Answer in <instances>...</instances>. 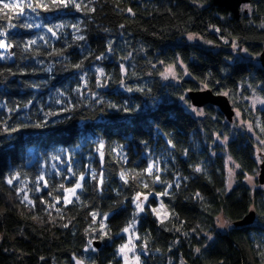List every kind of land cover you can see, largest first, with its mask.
Wrapping results in <instances>:
<instances>
[{
    "label": "trees",
    "instance_id": "16d2710c",
    "mask_svg": "<svg viewBox=\"0 0 264 264\" xmlns=\"http://www.w3.org/2000/svg\"><path fill=\"white\" fill-rule=\"evenodd\" d=\"M85 3L95 11L38 9L37 15L28 10L21 19L32 27H20V21L13 20L18 26L3 37L12 47L6 56L0 49L5 57L0 60V102L7 106L0 109V264H75V259L85 264H122L116 252L125 239L116 233L131 221L132 198L138 192L164 188L160 183L153 185L146 173L139 175L154 160L168 169L159 175L173 184L169 191L174 195L162 199L175 215L165 228L155 216L142 214L138 234L147 242L142 264H181L182 259L184 264H264L260 255L264 251V188H252L245 179L260 171L252 135L235 129L216 105L202 106L206 115L199 117L179 99L205 80L214 92L234 93L228 98L243 120L255 122L259 115L264 123V112L253 111L243 99L252 94L247 84L264 97V67L259 59L264 48V28L259 26L264 23V0H250L247 4L253 11H241L239 18L213 0ZM61 24L64 27L57 29V36L47 31ZM0 25L6 26V21L0 20ZM71 25H79L80 32ZM213 26L222 31L216 32ZM191 34L202 37L204 44L186 41ZM77 35L86 39L79 41ZM33 39L37 44L26 50V42ZM233 43L238 47L233 49ZM243 49L251 58L235 53ZM100 56L104 58L97 59ZM178 59L192 75H183L178 66L179 81H165L160 73ZM122 67L128 69L126 75ZM244 81L243 90H238ZM101 83L105 86L99 87ZM5 127L19 131L6 133ZM217 133L229 138L226 146L213 143ZM255 134L264 139L258 129ZM100 143L104 144L103 160L97 151ZM224 150L241 165L230 191ZM121 155L127 156V163ZM69 166L77 176L85 175L84 190L72 205L58 204L61 213L51 210L49 214L39 200L30 209L17 195L18 184L4 182L14 172L29 182L45 175L55 189L52 196L39 195L54 202L53 197L64 195L56 190L60 184L74 185ZM197 166L204 172H195ZM91 172L103 174L102 190ZM122 172L128 174L127 184L120 178ZM195 193L204 199H196ZM156 200L155 195L149 198V202ZM250 211L255 213L252 223L234 224ZM93 212L109 216L111 239L93 231L100 227L99 220L93 222ZM219 216L232 222V227L221 231L216 223ZM206 234L213 240L208 241ZM89 240L95 253L84 251Z\"/></svg>",
    "mask_w": 264,
    "mask_h": 264
},
{
    "label": "snow or ice",
    "instance_id": "6c2138e0",
    "mask_svg": "<svg viewBox=\"0 0 264 264\" xmlns=\"http://www.w3.org/2000/svg\"><path fill=\"white\" fill-rule=\"evenodd\" d=\"M92 0H89V3H91ZM197 0H193V3H196ZM203 6V4H201ZM84 8H87L89 12H94L95 8H88V4L85 3V0H0V20L6 21L5 25H0V28H3L4 30L0 31V49L8 50L12 47L9 43L6 42L3 37H6L8 35V29L16 28L18 25L17 23H13V20L20 21L19 26L24 28H31V24L24 23L21 19L22 17L26 16V12L30 10L33 13H37L38 9H42L44 11H54V10H60V9H68V10H76V11H82ZM247 10L248 12H252L253 8L251 4H243L241 6V11ZM127 12L135 15V12H133L132 8H128ZM221 19H225V17H221ZM261 28H264V23H261L259 25ZM36 27H40V25H36ZM64 27L63 24L55 26V28L49 27L47 28V31L52 34V36H57V29H62ZM71 27L75 28L77 32H80L79 25H71ZM214 27V30L216 32H221L222 29L219 27ZM188 40H195L198 38L196 34H191L188 37ZM223 39V37H221ZM41 40H43V37H40ZM76 39L79 41H84L86 37L84 35H77ZM207 43H213L212 41H206ZM47 43V41H46ZM225 43H228L227 40H225ZM37 44V40H28L25 44V49L30 50L33 45ZM231 47L233 49L238 47V44L233 43L231 44ZM111 51V49H109ZM244 52H248V49H243ZM57 55H62V53H57ZM5 57L3 55H0V60H3ZM103 56L97 57V59H103ZM161 64L163 62L161 61ZM183 70V75L191 76L192 73L188 71V66L184 63L182 59H178L176 62H174L171 65H168L166 70L164 72H161L160 75L165 79L168 80L169 78L177 79L180 76V73L177 71V68ZM75 67L79 68L80 65L77 64ZM122 72L126 75L128 72V69L125 67H122ZM47 71L51 72L52 68L49 67ZM99 75L102 78H106V74L103 72L102 69H99ZM3 74L0 73V76ZM11 75H15V73H11ZM215 83L219 84L220 81L217 80ZM247 82L244 81L241 83V85L238 87V90H243L244 84ZM85 86H87V81H85ZM99 87H104V83H101L98 85ZM247 87L249 89H252V95L244 96V100H248L250 102V107L253 111L257 112H264V97L257 95L254 88H252L251 84H247ZM141 91L143 89H140ZM77 91H81L80 89H77ZM127 91L131 92L133 91L132 88H127ZM193 89H188L186 93L182 94L179 99L184 104L185 108L193 113L195 116L203 117L206 115V111L203 107L200 106V104L195 100L194 96L188 95V93H192ZM196 92L200 93H209L212 91L211 85L205 81H200V87L195 89ZM233 92L231 90H225V91H219L217 90L215 92L216 96H223V97H229L230 99L233 96ZM6 104L3 102H0V109L6 108ZM23 107L27 108L29 107V104H24ZM115 107V105H113ZM9 112L13 111V109H8ZM46 115H57V113H46ZM241 112L237 109L235 111V122L239 125H243L248 132L255 133L257 129L260 133H264V123L261 122L259 115L256 117L255 122L250 120H240ZM42 126V125H37ZM19 131V129L12 127L11 129L5 127L4 132L10 133V132H16ZM228 137L223 136L222 134L217 133L216 134V140L213 141V143H216L219 141L222 146H226L228 143ZM256 139L259 141L260 145H264V139H260L259 136L256 137ZM168 143L175 148V144L172 143L171 140L168 141ZM104 144L100 143L97 151L100 154V159H104V152H103ZM119 154V153H118ZM184 155H187V152L184 153ZM212 155H215V152L212 153ZM257 157V163L258 164H264V148H260V150L256 153ZM121 160H123L125 163H127V156L121 155ZM56 159H59L57 157ZM230 166L228 167V183H227V190L232 189V184L234 183V177H235V171L234 169H240L241 165L235 163V161L231 160V157L229 156ZM53 168L56 167V165H52ZM168 169L162 168L160 165V162L158 160L152 161L148 165L147 168L143 170L142 173L139 175H144L145 173L152 177V184L155 185L157 183L163 184L164 188L163 190L159 192H152L149 191L147 194L143 192H138L133 198L132 203L134 204V213L131 216V221L127 224V226L123 227L119 232L116 233V235L121 236L123 239L126 240L125 243H122L116 252V255L122 260V264H142V256L144 255L145 250L147 249V242L144 241L143 237L138 234V224L140 223V220L142 218V214L144 215H153L156 217L157 222L161 225L167 228L166 222L170 220V217H173L175 214L174 212L169 211L168 205L165 203L164 197H170L174 195V193L170 192L169 190L173 188V184L167 182L166 180H162L161 175L159 173L167 171ZM68 172H71L72 177H75L74 185L71 187H65L64 184H60L59 189H56L57 191H62L64 195L62 197H53L54 202H50L48 199L44 198L47 196H52V189H55L54 184H49V180L45 175H39L37 179L29 182L26 180L21 179V173L20 172H14L12 175L7 176L4 178V182H6L10 186H14L18 184V193L19 199L21 203L28 206L30 209H34L37 207V200H39L40 204H44L47 209L49 210V214H51V210H55L57 213H61L63 211L62 208H58L57 205L63 203L64 206L72 205L75 201L80 200V193L84 190V182H85V175L80 174L77 176L75 172H72L71 167L67 169ZM194 171L197 173L204 172V169L200 166H197L194 168ZM259 172H256L255 175H246L245 179L247 182L253 187H255V176H258ZM120 178L124 183H128V174L122 172L120 174ZM91 179L97 181V186L101 188L104 184V177L101 173L99 176L95 172H91ZM184 180H187V177L183 178ZM29 183L33 185V187H29ZM175 186L177 188L180 187V178H177L175 181ZM261 188H264V185H260ZM144 188L148 189L149 184L145 183ZM45 189H48L47 192H45ZM44 193V197H41L39 194ZM33 194H35V198H33ZM155 195L157 198L156 201L149 202V197ZM196 199L203 200L204 197L200 193L194 194ZM156 203L158 206L153 207L152 204ZM93 222L95 223L97 220L100 222V227L98 229H93V231H100L103 233L102 239L107 237L111 239L109 236V225L106 223L108 221L109 216L107 214H100L97 212H93L92 214ZM217 226L221 229H228L231 227V223L227 219H222L221 217L216 218ZM64 227H68L67 224L64 225ZM172 230V229H168ZM180 229H175V231H179ZM187 235V233H185ZM206 239L208 241L213 240V236L211 235V238L208 234H206ZM137 241H140L139 244H137ZM204 247H208L207 244L204 245ZM139 249V251H138ZM85 252L91 251L95 253L97 249L93 247V242L91 240L88 241V247L84 250ZM196 253H201L200 248L195 249ZM260 255L264 257V251L260 252ZM43 259V258H42ZM91 259V257H90ZM75 264H85L84 260L81 259H75ZM171 264V262H169Z\"/></svg>",
    "mask_w": 264,
    "mask_h": 264
},
{
    "label": "water",
    "instance_id": "95a60500",
    "mask_svg": "<svg viewBox=\"0 0 264 264\" xmlns=\"http://www.w3.org/2000/svg\"><path fill=\"white\" fill-rule=\"evenodd\" d=\"M250 0H213L214 4L220 8H224L230 11L235 18H239L241 14V6L245 3H249ZM247 11V10H245ZM260 63L264 67V48L259 55ZM192 93L188 95L194 96L195 100L200 104V106H205L207 104L216 105L225 115V117L232 121L234 115V109L229 101L228 97L216 96L214 91L209 93H200L196 92L195 89ZM259 171V182L264 183V164H260ZM255 213L250 211V213L245 216L243 219L235 222V225H244L249 224L254 221ZM95 245L98 246L99 242H95Z\"/></svg>",
    "mask_w": 264,
    "mask_h": 264
},
{
    "label": "rangeland",
    "instance_id": "374dc122",
    "mask_svg": "<svg viewBox=\"0 0 264 264\" xmlns=\"http://www.w3.org/2000/svg\"><path fill=\"white\" fill-rule=\"evenodd\" d=\"M246 4V3H245ZM189 36V35H188ZM187 36V37H188ZM186 37V41H189V42H193V43H202V44H204L199 38L198 39H195V40H188V38ZM3 50V55L4 56H6L7 54H8V50H5V49H2ZM240 58H242V59H249V58H251V56H250V54L249 53H246V52H244V51H242V52H235ZM167 68V67H166ZM166 70V69H165ZM164 70V71H165ZM164 79V78H163ZM165 80V79H164ZM165 81H171V82H174V83H177L178 81H179V78H177V79H172V78H169L168 80H165ZM257 94V93H256ZM252 95V94H251ZM257 95H259V94H257ZM248 103H249V105H250V102L248 101ZM237 109H234V115H233V119H232V121L230 122L232 125H233V127L235 128V129H241V130H246L247 131V129L243 126V125H239V124H237V123H234L235 122V111H236ZM240 120H243L241 117H240ZM251 135H252V137H253V139H254V141H255V143H256V146H255V155H256V153L260 150V148H264V145H260L259 144V141L256 139V137H257V135L255 134V133H251V132H249ZM219 142V141H218ZM220 143V142H219ZM224 154H225V162H226V173H227V183H228V167L230 166V161H229V156L231 157V155L227 152V150H224ZM257 158V157H256ZM231 160L232 161H234V159L231 157ZM236 163V162H235ZM234 171H235V173H236V171H237V169H234ZM259 176V175H258ZM258 176H255V181H254V183H255V187H253V185H251L252 186V188H256V187H259L260 185H263V184H260L259 183V181H258ZM234 181H235V177H234ZM247 181V180H246ZM234 184V183H233ZM232 184V185H233ZM151 197V196H150ZM149 197V198H150ZM219 217H221L222 219H226V218H224V217H222V216H219ZM231 223V227H232V225H233V223L232 222H230ZM230 227V228H231ZM219 228V227H218ZM221 231H227L228 229H221V228H219ZM125 242H126V240H125ZM124 242V243H125ZM138 251H139V249H138Z\"/></svg>",
    "mask_w": 264,
    "mask_h": 264
},
{
    "label": "clouds",
    "instance_id": "9594fccd",
    "mask_svg": "<svg viewBox=\"0 0 264 264\" xmlns=\"http://www.w3.org/2000/svg\"><path fill=\"white\" fill-rule=\"evenodd\" d=\"M208 235H209V237L211 238V234H208ZM181 264H184L183 259L181 260Z\"/></svg>",
    "mask_w": 264,
    "mask_h": 264
}]
</instances>
